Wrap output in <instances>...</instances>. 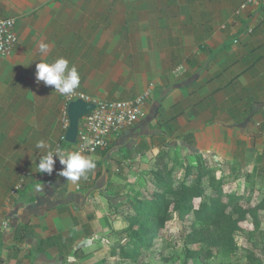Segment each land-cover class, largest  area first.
<instances>
[{"label": "crops", "instance_id": "obj_1", "mask_svg": "<svg viewBox=\"0 0 264 264\" xmlns=\"http://www.w3.org/2000/svg\"><path fill=\"white\" fill-rule=\"evenodd\" d=\"M244 1L0 0L17 34L0 55V216L9 223L0 264H68L70 255L76 264H141L113 254L123 230L108 210L118 180L150 170L163 152L217 166L246 207L264 202V0L241 9ZM60 57L80 74L76 90L97 100H130L152 85L143 116L82 154L96 167L75 183L37 170L65 133L66 101L36 83V63ZM246 224L258 232L248 253L258 262L246 264H264V208Z\"/></svg>", "mask_w": 264, "mask_h": 264}, {"label": "trees", "instance_id": "obj_2", "mask_svg": "<svg viewBox=\"0 0 264 264\" xmlns=\"http://www.w3.org/2000/svg\"><path fill=\"white\" fill-rule=\"evenodd\" d=\"M64 144L70 145L66 141ZM169 162L170 156L160 153L147 186L128 202L132 213L125 215L128 225L123 229V238H128V242L113 248V254L118 252L124 259L136 261L141 249L151 246L174 214L181 223L193 215L191 230L185 236L186 258L205 260L222 248L235 253L238 250L235 233L256 210L264 208V202L255 208L244 206L235 193L224 191L223 179H216L214 170L200 160L196 165H184L183 178L176 183L177 171ZM204 178L209 180L208 195L202 184ZM196 198L200 199L197 208L193 202ZM191 245L196 248H190ZM251 257L258 262L255 253L249 256L250 262L255 263Z\"/></svg>", "mask_w": 264, "mask_h": 264}, {"label": "rangeland", "instance_id": "obj_3", "mask_svg": "<svg viewBox=\"0 0 264 264\" xmlns=\"http://www.w3.org/2000/svg\"><path fill=\"white\" fill-rule=\"evenodd\" d=\"M60 120L62 122V114L60 115ZM178 151H173L170 153L172 162H169V165L173 164L177 171V179L176 183L183 178L184 174V165L189 164L188 158L184 156L178 155ZM176 156V157H174ZM184 159V161H183ZM155 161V160H154ZM154 161L150 163V168H154ZM191 163V162H190ZM183 167V168H182ZM209 168L214 170L215 178L220 179L221 174L217 170V166ZM150 170H146L145 173H139L136 175L134 179L131 181H127L126 177L122 179L124 182H117L119 189L113 193V197H111L110 209L108 213L110 216L117 215L119 217L120 226L125 229L128 225V222L125 220V215L132 213L130 209V205L128 204L134 197L140 194V189L142 187H146L147 183L150 178ZM224 172V171H223ZM264 180V175H262ZM193 177L190 178L192 180ZM223 179V189L224 191L234 193V191L238 192V190H233L231 185L232 177H222ZM209 180L204 178L202 180V184L205 187L206 195L210 193V187L208 186ZM264 182V181H261ZM235 189V188H234ZM239 197L238 195H236ZM258 197V196H257ZM240 201V200H238ZM195 208L198 207L200 202L199 198L193 200ZM245 205V202H241ZM193 222V215L188 216L183 223L179 222L178 217L174 214L173 219L169 220L165 227L161 230L160 234L152 240V244L148 248L141 249V255L139 256L138 260L135 262L141 264H246L247 257L250 255L248 254L258 237V232L253 231V227L251 225L246 224V226L242 227V235L235 233V237L238 241V244L243 243L244 238V245L245 247L239 249L235 253H230L227 248H222L217 250L213 257L207 258L205 260L200 259H188L186 258L185 254V236L191 230ZM119 226V227H120ZM119 228V229H121ZM124 233L115 237V245L119 247L128 242V238H123ZM242 239V240H241ZM190 248H196L195 245L189 246Z\"/></svg>", "mask_w": 264, "mask_h": 264}, {"label": "built area", "instance_id": "obj_4", "mask_svg": "<svg viewBox=\"0 0 264 264\" xmlns=\"http://www.w3.org/2000/svg\"><path fill=\"white\" fill-rule=\"evenodd\" d=\"M257 0H245L241 9H245ZM14 17H0V55H6L12 51L16 42L17 34L15 32ZM182 71V67H177L175 72ZM152 85H150L143 93L137 95L130 100H97L91 94L75 90L72 94L65 96L66 106L70 101L82 100L88 103H94V109L85 114L80 122L76 139V152L81 155L93 153L100 148L108 146V137L113 133H118L126 127L133 125L141 116L144 115V104L151 94ZM62 123L66 130L69 121L66 108L62 112ZM65 141V133H63L55 142L53 151L60 149ZM55 165L51 175V179L58 178L59 172L63 169V165L59 163L57 157H53ZM214 161L219 159L214 156ZM29 176L27 172H23L20 179L13 187L12 192L19 190ZM9 228L8 220L0 216V233ZM237 240V239H236Z\"/></svg>", "mask_w": 264, "mask_h": 264}, {"label": "clouds", "instance_id": "obj_5", "mask_svg": "<svg viewBox=\"0 0 264 264\" xmlns=\"http://www.w3.org/2000/svg\"><path fill=\"white\" fill-rule=\"evenodd\" d=\"M48 45L41 43L39 51L45 54ZM31 64V63H30ZM43 82L45 86H53L54 90L60 95H70L80 86V74L75 66L69 67V61L63 57L57 58L50 63H36V83ZM43 140L36 142L37 149L47 148ZM57 157L63 169L59 172L61 177L73 183L81 178H86L88 171L96 167L95 162L81 155L79 152H65L60 149L50 150L46 155L39 158L37 165L38 172L51 175L55 165L53 157ZM68 264H76V257L69 256Z\"/></svg>", "mask_w": 264, "mask_h": 264}, {"label": "water", "instance_id": "obj_6", "mask_svg": "<svg viewBox=\"0 0 264 264\" xmlns=\"http://www.w3.org/2000/svg\"><path fill=\"white\" fill-rule=\"evenodd\" d=\"M94 103L82 100L70 101L66 106L69 124L65 130V141L70 144L76 143L79 122L81 118L94 109Z\"/></svg>", "mask_w": 264, "mask_h": 264}]
</instances>
